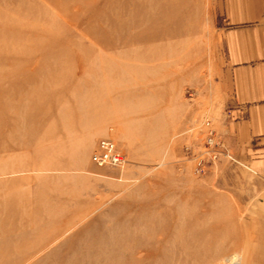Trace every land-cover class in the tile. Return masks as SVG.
Returning <instances> with one entry per match:
<instances>
[{"label":"rangeland","instance_id":"obj_1","mask_svg":"<svg viewBox=\"0 0 264 264\" xmlns=\"http://www.w3.org/2000/svg\"><path fill=\"white\" fill-rule=\"evenodd\" d=\"M214 3L0 0V264H264V178L203 148Z\"/></svg>","mask_w":264,"mask_h":264},{"label":"crops","instance_id":"obj_2","mask_svg":"<svg viewBox=\"0 0 264 264\" xmlns=\"http://www.w3.org/2000/svg\"><path fill=\"white\" fill-rule=\"evenodd\" d=\"M224 153L264 178V0H214Z\"/></svg>","mask_w":264,"mask_h":264},{"label":"built area","instance_id":"obj_3","mask_svg":"<svg viewBox=\"0 0 264 264\" xmlns=\"http://www.w3.org/2000/svg\"><path fill=\"white\" fill-rule=\"evenodd\" d=\"M207 133L205 135L204 146L205 152L210 154V157L217 158L218 155L224 154L222 150L223 148V140L218 137L217 132L208 123H206ZM202 156V155H201ZM197 159V167L203 163L202 159ZM92 158L97 165H110V166H121L124 162V157L117 152L114 143L109 139H100L97 143L96 149L93 152ZM117 158H123L120 161ZM198 158V157H197Z\"/></svg>","mask_w":264,"mask_h":264},{"label":"bare ground","instance_id":"obj_4","mask_svg":"<svg viewBox=\"0 0 264 264\" xmlns=\"http://www.w3.org/2000/svg\"><path fill=\"white\" fill-rule=\"evenodd\" d=\"M206 123H208V122H206ZM114 146H115V144H114ZM116 147V146H115ZM118 152V151H117ZM119 153V152H118ZM121 154V153H120ZM122 155V154H121ZM123 156V155H122ZM117 159H119L120 161H122L123 160V158H117ZM124 163V162H123ZM228 260L227 261H229L230 262V264H241V257L239 256V255H236V254H234V255H231L230 256V258H227Z\"/></svg>","mask_w":264,"mask_h":264}]
</instances>
